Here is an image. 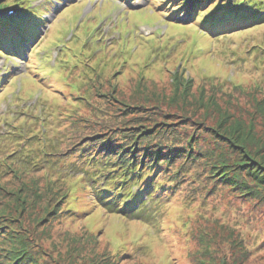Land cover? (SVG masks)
<instances>
[{
  "label": "rangeland",
  "instance_id": "obj_1",
  "mask_svg": "<svg viewBox=\"0 0 264 264\" xmlns=\"http://www.w3.org/2000/svg\"><path fill=\"white\" fill-rule=\"evenodd\" d=\"M155 1L153 6L146 3L145 7L138 9L135 0H57V4L52 0H35L34 8H40L42 17L49 19L51 28L46 27L39 39L26 48L25 58L30 57L29 64L32 66L28 68L30 76L26 79L23 75L25 70L20 64L22 60H11L17 64L13 68L5 55H0V115L6 114L5 117L0 116V169L4 171L2 175L0 173V184L5 183L11 187L6 189V199L1 205L4 203L3 207L15 208L16 212L22 213V217L14 215L6 222L17 229L16 233L11 234H17L15 237L19 235L26 240L31 248L30 255L39 264H196L197 260L212 264L209 263L210 258L216 259L214 262L217 263L219 259L222 260L223 255L227 258L233 255L242 257L241 252L247 257L243 264H264V202L252 197H240L238 192H233L228 187H220L204 199L213 188V182L206 179V174L202 173L199 166L196 167L198 173L192 169V172L184 173L185 177L180 176L183 181L168 185L171 188L167 193L168 200L158 206L152 220L129 219L105 212L101 207L95 206L90 187L82 182L79 174L57 173L48 169V166L37 169L29 167L22 172L24 177H30L28 183L34 181L40 191L46 188V183L51 185L53 191L58 192L55 199L66 193L67 197L62 205L71 207L69 214L66 217L59 216L51 222V217L44 218L42 208L45 204L36 203L30 214L26 210L27 205L16 203V185L22 178L17 177L21 176L19 171L16 176L10 168L25 166L14 158L9 159L15 147L11 145L8 151L5 148L9 139L2 136L4 119L14 126L34 124L29 129L33 140L27 148L33 150L34 154L48 140L61 149L71 146L76 137L64 131V126L71 121L74 122L73 126H78L79 120L68 116L60 119L57 114L60 113L61 106L65 107V111L75 109L71 99L75 97L77 100L78 94L70 92L71 89L65 88L66 85L58 79L70 76V71L75 67L90 78V67L99 57L95 53L103 49L102 44L110 39L117 43L118 48L125 47L130 42L132 50L139 43H150L160 47V58L175 57L173 64L163 61L154 67L148 62L147 67L151 71L146 73L154 78L165 75V79L156 81V85H142L140 88V92H155L163 96L164 106L172 103L173 110L170 111L169 118L181 117L185 111L187 117L191 113V106L199 103H202L198 106L203 110L206 101H210L209 94H214L221 108L228 111H231L232 103L237 105V109L242 107L249 111L246 102H249L248 106L252 110L256 101L264 100V57L255 58L257 51L264 48V24L245 25L244 28L239 27L240 30L231 32V29H226L223 35L220 33L223 30L219 29L212 35L221 34L220 37H205L200 34V29H205L204 25L195 22L194 17L190 16L191 0L187 9L183 4L175 12L171 10L177 8V4L154 9L157 4ZM210 8L211 5H208L203 12L206 11L208 15ZM168 13L169 16L163 17ZM97 30L102 33L96 35ZM226 47L231 51L226 50ZM47 48L49 49L45 53ZM118 48L107 47L103 50L104 55L113 57V54L118 53ZM151 50L147 47V51ZM125 53L126 51L121 54ZM43 55L44 61L50 64L54 62L60 78L54 71L55 68L51 70L47 63L45 65L39 60L41 58L43 61ZM117 57L121 59L120 64L122 60H127L118 54L114 59ZM146 58L148 61L152 60L149 52ZM139 59L142 60L141 55ZM183 62L190 63L183 65ZM8 68L13 69V77ZM37 68L43 76L34 73ZM173 71H185L184 74L190 77V84H181L175 88L170 78ZM109 73L111 71L107 72ZM15 76L24 79L25 88L41 85L35 104L28 97H15L14 94L21 85L19 78ZM81 78L86 79L79 74L77 81ZM48 83L50 85H45ZM85 89L86 85L81 87L80 93L85 95ZM135 89L136 87L131 90ZM23 91H27L26 96H30L35 88ZM200 95L201 101L198 100ZM42 105L49 112H45ZM88 113L82 110L80 115L88 117ZM232 114L234 118L240 117L239 114ZM241 118L246 121L243 125L249 130L250 142L258 143L253 148V158L264 159V125L261 116L256 118L253 129L246 124L249 120L246 115H241ZM213 122L209 118L208 126L211 127ZM226 122L231 125H227L228 136L224 135L223 138L240 141L238 135L242 133L237 132V124L230 117ZM54 124H57V129L52 127L51 131L41 134L43 127ZM177 125L178 123L173 124L174 127ZM44 135L45 142H40L39 137L43 138ZM208 142L206 150L212 148V143ZM236 144L242 146L240 143ZM3 194L0 191V199ZM197 234H201L198 241ZM204 235V243L201 244L200 238ZM213 237L215 239L209 242ZM235 242H238V246L234 245Z\"/></svg>",
  "mask_w": 264,
  "mask_h": 264
},
{
  "label": "trees",
  "instance_id": "obj_2",
  "mask_svg": "<svg viewBox=\"0 0 264 264\" xmlns=\"http://www.w3.org/2000/svg\"><path fill=\"white\" fill-rule=\"evenodd\" d=\"M189 2L190 0H167L161 8L177 4V8L171 10L175 12L183 4L187 9ZM190 3L192 6L190 16L194 17L195 22L204 25L205 30L208 29L210 33L221 29L223 31L220 33L223 35L226 29H231L229 30L231 32L240 30L245 25L264 24V14H262L264 0H191ZM208 5H211L210 10L207 11L208 15H216L223 23L215 25L217 22L215 19L213 24L208 22L210 17H207L206 11L203 12ZM10 9L15 10L13 16L0 17V52L10 50L23 52L24 46L30 43L34 32L43 25L41 10L31 9V0H0L1 13ZM248 14L252 16L247 18ZM218 35L221 34L216 36ZM147 47L149 46L140 47L130 56H121L127 59L122 60L123 64H120V57L114 59L107 54L104 55V52L96 53L99 57L90 67V78L75 67L70 71V76L58 79L60 83L66 85L65 88L71 89L70 92L78 94L77 100L75 97L71 99L75 109L65 111V107L61 106L60 113L57 114L60 119L68 116L76 121L79 120L78 126H73L72 121L64 126V131L76 137L71 146L61 149L48 140L47 144L38 148L39 152L34 154L33 150L27 149L33 140L29 129L34 124L14 126L4 134V138L9 139V143L5 146L6 150L8 151L11 145L15 147L9 159L14 158L16 162L25 166L23 168L11 166L10 169L14 175L19 171L21 176H16L22 178V181L16 185V203L27 205L26 210L30 214L36 203L45 204L42 208L45 212L44 218L51 217V222L57 220L59 216L66 217L71 210L68 205H62L67 197L66 193L55 199L58 192H54L51 185L46 183V188L40 191L33 180L32 183H28L30 177H24L25 174L22 172L29 167L37 169L45 166L57 173L79 174L82 182L90 187L95 206L101 207L107 213L129 219L142 221L154 219L158 206L168 200L167 193L171 189L168 185H176L183 181L180 176L185 177L184 173L192 172V169L198 173L196 170L198 166L202 173L206 174V179L213 182V188L204 199L214 194L218 188L228 187L231 191L238 192L240 197H252L264 202V159L253 158L255 154L253 148L257 147L258 143L250 142L249 130L243 125L246 121L241 118V115L247 116L249 120L246 124L250 125V129L256 126V118L260 116L264 125V100L256 101L252 110L248 106L249 102H246L249 111L242 107L237 109V105L232 103L231 111H228L226 108H221L214 94H209L210 101H206L203 110L198 106L202 103L198 101L196 103L199 104L191 106V113L187 117L185 111L181 117L169 118V113L173 110L172 103L169 102L164 106L163 96L155 92H140V88L142 85H156V81L165 79L163 78L165 75L154 78L146 73L151 71L147 67L148 62L154 67L163 61L173 64L175 57L160 58L158 55L161 51L160 47L152 45V52L149 53L152 60L148 61ZM226 50L231 51L229 47H226ZM140 55L142 60L139 59ZM263 57L264 48H261L255 58ZM189 63L183 62V65ZM110 71L111 73L107 74ZM166 71L169 72V69ZM56 73L60 78V74L57 71ZM181 73L173 71L170 74L175 88L191 82L190 77L184 74L185 71ZM79 74L86 79L81 78L77 81ZM49 83L45 85L48 86ZM85 85L84 95L80 93V89ZM135 87V91L131 90ZM201 90L204 91L203 88ZM200 98L201 95L198 100ZM170 100L173 101L172 98ZM183 106L186 107L185 104ZM42 109L49 112L43 105ZM82 110L89 112L88 117L80 115ZM200 110L203 113L199 114ZM232 113L239 114L240 117L234 118ZM47 116L46 113L45 117ZM228 117L237 124L239 130L237 132L242 133L238 135L240 141L223 138L228 136L226 127L231 125L226 122ZM209 118L214 120L211 127L207 124ZM174 123L178 125L174 127ZM52 127L57 129L58 126L47 125L40 131L41 134L51 131ZM39 139L40 142H45V135ZM207 142L212 143L211 149L206 150ZM73 150L75 152H70ZM3 172L0 169L1 175ZM9 188L11 187L5 183L0 184V191L4 193L0 199V264H39L30 255L31 248L26 240L22 239V236L15 237L17 234H11V232L16 233L17 229L6 222L14 215L22 217V213L16 212L15 208L3 207L4 203L1 205L6 199L5 191ZM22 210L24 209L20 211ZM201 234H197V241ZM203 238L205 235L200 238L201 244L204 243ZM213 239L215 237L209 242ZM237 243L235 242L234 245L238 246ZM242 253V257L231 255L232 257L227 258L223 255L222 260L219 259L217 263L214 262L215 258V260L210 258L209 263L243 264L247 257L244 252ZM196 264H204V262L197 260Z\"/></svg>",
  "mask_w": 264,
  "mask_h": 264
}]
</instances>
